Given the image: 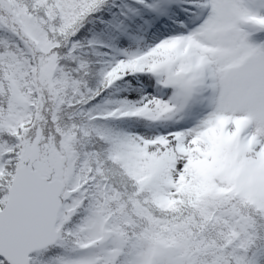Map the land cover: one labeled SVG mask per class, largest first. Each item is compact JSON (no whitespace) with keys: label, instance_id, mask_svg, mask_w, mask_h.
Segmentation results:
<instances>
[{"label":"snow or ice","instance_id":"snow-or-ice-1","mask_svg":"<svg viewBox=\"0 0 264 264\" xmlns=\"http://www.w3.org/2000/svg\"><path fill=\"white\" fill-rule=\"evenodd\" d=\"M0 264H264V0H0Z\"/></svg>","mask_w":264,"mask_h":264}]
</instances>
